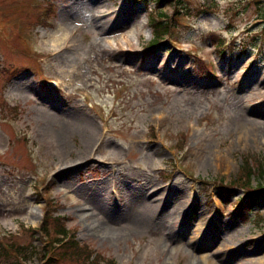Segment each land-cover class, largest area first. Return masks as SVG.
Listing matches in <instances>:
<instances>
[{
    "label": "rangeland",
    "instance_id": "1",
    "mask_svg": "<svg viewBox=\"0 0 264 264\" xmlns=\"http://www.w3.org/2000/svg\"><path fill=\"white\" fill-rule=\"evenodd\" d=\"M190 1L197 18L178 24V47L148 49L147 13L155 0H50L55 10L46 24L39 23L46 0H0L3 237L15 234L17 243L40 251L27 229L39 227L50 209L35 195V186L50 182L49 196L62 205L55 216L69 217L81 242L117 264L262 258L264 221L257 219L264 217V190L258 214L248 216L237 212L242 190L226 187L245 157L264 163V27L256 15L264 0ZM203 4L214 11L197 15ZM62 32H70L66 44L57 42ZM213 34L238 38L236 47L258 38L240 58L232 44L220 55ZM147 192L172 194L164 211L146 206ZM190 200L213 222L231 221L211 248L202 236L182 237L179 224L165 232L173 202ZM224 240L229 260L217 261L211 254ZM29 260L39 264L35 256Z\"/></svg>",
    "mask_w": 264,
    "mask_h": 264
},
{
    "label": "trees",
    "instance_id": "2",
    "mask_svg": "<svg viewBox=\"0 0 264 264\" xmlns=\"http://www.w3.org/2000/svg\"><path fill=\"white\" fill-rule=\"evenodd\" d=\"M136 2H145V0H134ZM167 2L169 6L174 8V14L169 15L164 12L160 7ZM260 2H258L259 4ZM210 7L205 9L203 12L210 11ZM179 10H183L187 15H192V8L187 7L183 0H156V7L154 10L149 12V24L152 30L153 40L150 46L161 44L166 40L167 36H170L175 28V20L180 16L178 15ZM261 16H264V10L260 9ZM212 43L215 47H221L219 50L221 52L224 44V40L216 38L212 35ZM245 45L243 48H245ZM203 66L205 64L203 63ZM255 177L258 186L253 188L252 181ZM233 185H238L248 192V202L251 208L256 205V197L252 194L257 193L264 189V167L259 165L257 170L252 168L247 158L245 159V167H242V173L238 176L236 180L232 182ZM236 186V187H238ZM232 187V186H231ZM251 199V200H250ZM69 228L67 225V219L62 217H54L53 211L46 213V218L43 221L41 231L49 236L56 235L55 242L60 243L69 233ZM3 241V243H2ZM52 242H50L51 244ZM32 247L22 246L17 244L14 239L1 240L0 239V262H9L11 264H20L21 260L29 259V256H37L44 264H64L69 262V264H103L105 258L98 252H95L89 244H81L76 240V237L68 239L64 245L51 249H40V251L32 250Z\"/></svg>",
    "mask_w": 264,
    "mask_h": 264
},
{
    "label": "bare ground",
    "instance_id": "3",
    "mask_svg": "<svg viewBox=\"0 0 264 264\" xmlns=\"http://www.w3.org/2000/svg\"><path fill=\"white\" fill-rule=\"evenodd\" d=\"M70 32H62L61 35L57 36V42L66 44L68 42ZM260 129H263L260 127ZM264 137V135H262ZM259 139V138H258ZM256 139V141L258 140ZM146 198L148 197V201H146V206L149 207H158L159 211L162 212L166 208V204L168 199H170L169 196L172 194H166V198H150L151 194L147 192ZM145 198V199H146ZM180 198V197H179ZM181 199V198H180ZM170 222V224H169ZM169 222L165 225V232L169 231V233L173 232V227L175 224L180 225V235L182 237H191V240H194L200 236H202L203 239L207 240L208 243H205L206 248H211V246L214 244L213 242L215 240V236L219 235V233H224L229 231V225H231V221L227 223H223L221 220L217 222H213L210 218L205 216L203 213L200 212V208L197 205L196 202L190 200L187 202H173V208L170 211L169 216ZM143 223L133 222L131 223L130 227L134 228H143ZM178 225V227H179ZM182 229V230H181ZM190 232V233H189ZM174 233V232H173ZM172 233V234H173ZM211 234V235H210ZM229 244L226 240L220 242L219 248L216 250H213L211 257L215 258L217 261H220L221 259L229 260L228 257L229 254H226L228 251ZM205 262L207 261V258L203 257ZM207 264H216L214 261H207ZM250 264H264V255H262L261 259L251 260Z\"/></svg>",
    "mask_w": 264,
    "mask_h": 264
}]
</instances>
